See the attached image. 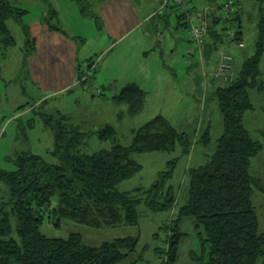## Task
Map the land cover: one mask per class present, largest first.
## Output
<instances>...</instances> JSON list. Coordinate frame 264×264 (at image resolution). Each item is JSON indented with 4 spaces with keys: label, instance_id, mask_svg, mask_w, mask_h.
Masks as SVG:
<instances>
[{
    "label": "rangeland",
    "instance_id": "374dc122",
    "mask_svg": "<svg viewBox=\"0 0 264 264\" xmlns=\"http://www.w3.org/2000/svg\"><path fill=\"white\" fill-rule=\"evenodd\" d=\"M11 1L26 13L21 24L12 20L7 22L14 44H0V170L13 169L9 159L21 152L52 161L48 152L54 147V136L42 119L45 116L54 119L58 114L86 132L78 149L82 154L108 149L115 144L129 146L133 131L156 116L164 117L174 128L188 134L192 144L186 155L182 154L180 146L169 152L133 153L130 158L141 166V170L118 183L119 191L135 193L137 188L148 189L172 160L176 161L169 182L176 187L181 180L187 181L188 169L209 159L222 131L217 102L210 99L211 88L208 86L203 100L205 92L196 81L192 88L187 86L183 71L187 74L197 70L195 67L188 69L183 62L177 64L180 57L184 58L185 48L171 51L174 48L169 50L166 44L162 53L160 51V40H181L188 34L186 27L176 24L174 14L177 12L169 7L160 12L161 0H132L133 8L144 9L151 16L145 20L144 27L140 25L139 29L130 31L123 39L125 41L117 44L115 40L125 32L122 27L129 26L135 19L131 14L125 23L121 22L132 8H124L119 13L112 7L111 0ZM194 1L199 8L205 2ZM249 4L253 6H247L246 14L251 19L246 17L242 23L244 48L233 49L236 56L242 53L250 56L254 52L256 24L262 12L255 3ZM23 26L27 28V37ZM46 28L52 32L48 34L49 38L43 39L42 32ZM141 31L148 35L144 38L147 44L142 49L129 45ZM28 39L33 50L26 42ZM233 64L236 72L239 66L236 58ZM260 68L264 79V55ZM132 84L140 87L145 95L141 109L129 114L126 103L117 101L115 96L124 86ZM62 88L65 89L60 91ZM250 98L255 109L248 113L247 127L252 139L262 144L261 152L251 160L252 175L258 180L252 201L259 231L264 232V193L261 190L264 188V91L253 90ZM104 125L113 128L112 138L102 140L97 136ZM207 125L210 140L205 147L200 139ZM6 195L7 188L0 183V198ZM142 195L136 193L137 197ZM177 202L180 204L181 198L177 197ZM136 210L138 223L135 225L120 223L113 227L102 224L95 227L71 219H62L59 225L54 223V218L49 221L45 217L41 232L55 238H67L69 234L77 233L82 243L91 247L131 237L136 240V247L135 252L127 256V261L136 260L143 252L144 261L137 264H156L154 248L164 241L162 227L175 221L176 216L170 218L169 210L153 212L143 202ZM179 230L184 236L175 264H198L194 258L200 256L201 248L193 219L183 217Z\"/></svg>",
    "mask_w": 264,
    "mask_h": 264
},
{
    "label": "trees",
    "instance_id": "16d2710c",
    "mask_svg": "<svg viewBox=\"0 0 264 264\" xmlns=\"http://www.w3.org/2000/svg\"><path fill=\"white\" fill-rule=\"evenodd\" d=\"M183 1L190 11L201 12L209 23L197 47L189 35L185 13L168 0L164 8L176 10L178 24L187 28L189 42L193 44V50L189 54L187 50L185 56L192 58L202 49L204 58L209 59L212 52L224 47L219 44L241 43L244 31L242 20L234 11L235 0H232L229 21L222 18L225 0L218 3L205 0L208 5L203 9L194 0ZM25 13L11 0H0V44H14L7 22L21 24ZM49 29L53 30L50 26ZM23 32L27 37L25 26ZM26 42L33 50L31 40ZM263 55L262 14L257 22L254 52L244 58L232 80L221 81L213 75L201 77L218 102L222 133L208 161L187 170L185 197L178 206L176 219L162 227L164 241L154 248L156 264L177 262L184 236L179 230L183 217H191L197 231L201 254L195 255L194 260L198 264H264V232L259 231L252 201L258 180L251 172V160L261 152L262 144L252 139L244 125L245 113L254 109L250 92L264 91L260 68ZM144 95L140 87L132 84L124 86L115 99L126 103L129 114H134L141 109ZM42 121L54 136V147L48 152L52 161L21 152L9 159L13 169L0 170V183L7 188V195L0 198V264H137L144 261L143 252L136 260L127 261L136 247V240L131 237L91 247L84 245L77 233L67 238L48 237L41 232V227L45 217L49 221L54 218V223L59 225L62 219L95 227L135 225L138 223L136 207L141 202L153 212L170 211L177 201V189L169 182L176 160L169 161L146 190L137 188L135 193H130L116 187L141 170L130 158L133 153L169 152L180 146L186 155L192 144L188 134L174 128L164 117L156 116L133 131L129 146L115 144L82 154L78 149L87 134L79 126L70 124L60 114L54 119L45 116ZM209 131L208 126L200 139L205 147L209 145ZM113 134L110 125H104L97 132L102 140L112 138ZM261 190L264 193V188ZM138 192L143 195L137 197Z\"/></svg>",
    "mask_w": 264,
    "mask_h": 264
},
{
    "label": "crops",
    "instance_id": "0c3cea01",
    "mask_svg": "<svg viewBox=\"0 0 264 264\" xmlns=\"http://www.w3.org/2000/svg\"><path fill=\"white\" fill-rule=\"evenodd\" d=\"M250 2L251 3L252 2L255 3L257 5V8L262 12V14L264 16V0H235V9H234V11L236 12V15H238L240 17V19L242 20V23H243L244 20H247L246 17L249 20L251 19L249 14H246V12L248 11L247 6L249 5L248 6L249 8H252V6H253V5L250 6L251 5V4H249ZM110 3L114 4L112 7L117 9L116 11H118V12L119 11L121 12L122 9H124V8L129 9V10H131V8H132V10L129 11L127 14H125L124 18L121 20L122 23H125L126 19H127V16L131 17V14L135 17L134 21L132 23H130L129 26L127 24V25L122 27V28H125V32L120 37H118V40H115L116 43L117 42L119 43V41H125L123 39L128 36L127 34L130 31H132L134 29H136V30L139 29L140 25L143 26L146 23L147 19L150 18V16H151V14H148L144 9L140 10L137 7H135L136 9L133 8L132 0H113V1L111 0ZM207 5L208 4L206 2L201 3L200 4V9L205 8ZM170 9H172V11H174V12L176 11L173 8H170ZM143 10L145 12H143ZM174 16H175V19L177 20L176 24L178 26H180L178 24L177 14L176 15L174 14ZM256 28H257V24H256ZM51 32L52 31H50V30H48V28H46V30L44 32H42L43 39H45L46 37L49 38L50 36L48 34H50ZM146 36H148V35L145 32L141 31V33L137 35L136 39L130 40L129 45H134L135 47H137V48L139 47L140 49H142L141 47L147 44L146 40H144V38ZM255 37H256V32H255ZM166 44L169 45V47H170L169 50L174 48L171 51H174L175 49L177 50L179 47L183 48V49L185 48L184 56H183L184 58L181 59V57H180V60H178L176 62H177V64H180V65L183 62V65L189 67L188 69H191L190 67H195L196 68V70H197V71H195L196 73H194L193 71L189 70V71L194 73L193 76H191V72L186 74L183 70L182 71H183L184 75H186V76H184V78H187L186 83H187L188 87L192 88L193 84L196 81V84L203 89V91L205 92V95H203V100H205V98H206V90L207 89L205 90V88H208V86L206 87V84H205L206 80L204 81L201 77L202 76L211 77V75H213L214 78L216 77L218 80L220 79V78H218V76H217L218 74L216 73L217 72V68L216 67H217V62H218V59H219L220 52L224 51V52L229 53V55L232 57V64H233L234 59L236 58L238 60L239 66H241V63L243 62L244 58L246 57V55L244 53H242L243 55L242 54H238V56H236L237 53L236 54L232 53L233 49L242 50V48H244V40H242L241 43H238V44H231V45L219 44L221 47L222 46H224V47H222L220 49V51H217V53H218L217 57H213L214 54H216V51L212 52L211 56L209 57V59H205L204 58V54H203V50L202 49L199 50L198 54L194 55L192 58L190 56H189L190 57L189 58L188 55L185 56L187 50L188 51L193 50V44L189 42V38H188V34L187 33L185 34L184 37H181V40H173V38H171L170 40H160V51H161V53H162V49L164 50L165 47H167ZM179 52H180V49H179ZM182 54H181V56H182ZM239 66H238V68H239ZM232 67H233L232 68V75L235 76V70H233V69H235L234 68V64H233ZM197 74H199V75L197 76ZM221 81H223V80H221ZM68 86H70V85H68ZM68 86H66V87H68ZM194 86H195V84H194ZM65 88L60 89V91L65 89ZM195 89H196V87H195ZM210 99L211 100H214V99L216 100V98L212 97V96L210 97ZM216 102H217V100H216ZM217 107H218V102H217ZM254 109L247 111L245 113V115H244V125H245V127L247 129H248V127H247V123L246 122H247V119H248V113H250ZM218 110H219V108H218ZM206 127H208V125ZM209 129H210V127H209ZM248 131H249V129H248ZM221 133H222V131H221ZM186 182L187 181L183 179V180H181L180 184L178 186H176L177 197L181 198V200H182L183 197H185L184 195H185V190H186V185H187ZM122 192H128V191H122ZM178 206H179V203L176 201L174 207L169 211L170 212L169 213L170 218L176 216L177 210H178Z\"/></svg>",
    "mask_w": 264,
    "mask_h": 264
},
{
    "label": "built area",
    "instance_id": "2783aa9c",
    "mask_svg": "<svg viewBox=\"0 0 264 264\" xmlns=\"http://www.w3.org/2000/svg\"><path fill=\"white\" fill-rule=\"evenodd\" d=\"M173 5L177 6L181 13H185L186 22L189 25V35L194 40L195 45L199 47L200 40L204 37L207 32L208 22L201 12L190 11L188 5L183 0H172ZM168 4V0H162L160 6L161 10ZM232 9V0H225L222 5V18L223 20L229 21L230 12ZM155 14V13H154ZM191 51H187V54ZM217 76L223 81L227 82L232 80V67H231V56L225 52H221L217 62Z\"/></svg>",
    "mask_w": 264,
    "mask_h": 264
}]
</instances>
